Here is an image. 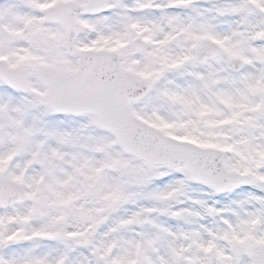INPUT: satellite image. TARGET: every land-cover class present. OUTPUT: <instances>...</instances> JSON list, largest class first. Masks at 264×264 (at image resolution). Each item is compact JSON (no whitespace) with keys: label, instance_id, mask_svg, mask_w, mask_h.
I'll return each mask as SVG.
<instances>
[{"label":"snow or ice","instance_id":"6c2138e0","mask_svg":"<svg viewBox=\"0 0 264 264\" xmlns=\"http://www.w3.org/2000/svg\"><path fill=\"white\" fill-rule=\"evenodd\" d=\"M0 264H264V0H0Z\"/></svg>","mask_w":264,"mask_h":264}]
</instances>
